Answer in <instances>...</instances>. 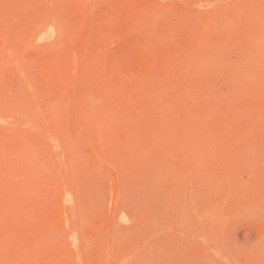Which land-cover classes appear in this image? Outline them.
I'll return each instance as SVG.
<instances>
[{
    "label": "rangeland",
    "instance_id": "1",
    "mask_svg": "<svg viewBox=\"0 0 264 264\" xmlns=\"http://www.w3.org/2000/svg\"><path fill=\"white\" fill-rule=\"evenodd\" d=\"M0 264H264V0H0Z\"/></svg>",
    "mask_w": 264,
    "mask_h": 264
}]
</instances>
